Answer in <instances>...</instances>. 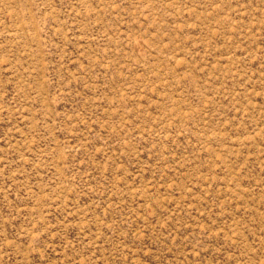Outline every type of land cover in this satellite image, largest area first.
Here are the masks:
<instances>
[{
  "label": "rangeland",
  "instance_id": "374dc122",
  "mask_svg": "<svg viewBox=\"0 0 264 264\" xmlns=\"http://www.w3.org/2000/svg\"><path fill=\"white\" fill-rule=\"evenodd\" d=\"M0 264H264V0H0Z\"/></svg>",
  "mask_w": 264,
  "mask_h": 264
}]
</instances>
